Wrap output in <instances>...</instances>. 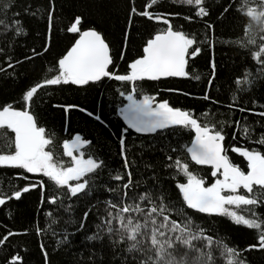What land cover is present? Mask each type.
I'll return each instance as SVG.
<instances>
[{
  "label": "trees",
  "instance_id": "obj_1",
  "mask_svg": "<svg viewBox=\"0 0 264 264\" xmlns=\"http://www.w3.org/2000/svg\"><path fill=\"white\" fill-rule=\"evenodd\" d=\"M5 2L10 3L11 8L0 10V69H4L0 71V107L10 104L21 109L22 92L55 74L56 61L77 37L76 33L67 31L77 16L81 18L78 25L81 31L93 29L102 35L114 61L109 69L118 74L126 73L127 64L142 56L146 39L166 27L145 17L128 19L133 6L142 11L149 0H0V8ZM238 2L203 0L209 13L205 17H196L191 6L175 0H158L153 4L150 11L165 14L174 30L195 38L193 48L199 47L201 51L196 56H188L186 75L181 79L137 82L134 97L139 99L141 95H149L157 102L168 101L170 106L186 110L200 123L210 126L221 127L223 121L226 154L230 162L246 172V161L232 153L231 147L243 146L264 152V146L252 142L264 135V117L253 114L264 111V69L252 60L249 51L252 46L240 47L236 43L244 38V25L248 23L246 17L235 10ZM230 5L231 10L221 15ZM185 16L191 19L186 20ZM16 20L24 29L20 35L15 34L13 22ZM208 23L213 24V30L207 29ZM252 27L256 34V25ZM9 64L12 66L8 67ZM49 69L53 71L49 72ZM245 73L252 83L242 85L243 90H240L234 81L243 78ZM129 90L128 85L107 77L84 86L61 84L38 89L30 111L52 138V144L46 150L67 161L61 144L78 134L90 141V145L82 149L84 158L91 154L104 161V166L89 177L88 186L78 196L57 199L52 204L48 200L62 195L66 189H58L46 177L0 167V194L10 197L14 190L37 181L44 185L43 192L38 185L30 187L19 199H7L0 205V237L7 232L16 233L0 245V264H6L11 255H19L22 264H45V259L47 264H125L126 259L128 264H133L131 257L123 254L122 246L113 248L107 240L101 245L86 239L97 231L105 213L104 201L115 198V193L106 190L118 183L111 179V174L118 171L125 181L128 179L124 172L125 161L120 156L122 134L131 173L130 198L138 192L162 189L165 199L180 207L175 183L184 182V177L175 175L173 178L175 170L166 167L169 163L166 156H171L173 161L180 158L186 162L191 172L204 179L205 186L212 182L210 169L195 165L184 151L183 146L191 143L190 130L177 127L141 135L127 128L118 110L127 103L120 93L127 94ZM205 92L210 96L209 100L202 98ZM230 103L236 107L228 108ZM61 105L75 107L65 113L63 107H59ZM239 108L246 111L242 113ZM206 112L208 116L203 115ZM236 121H239V128ZM245 126L251 135L242 138L240 129ZM4 131L0 130V149L6 152ZM234 210L248 215L244 206ZM185 211L206 235L235 248L240 253L238 259L244 264H264V251H244L256 242L255 230L237 226L226 216ZM255 211L264 220V205L256 207ZM86 212L88 216L83 219ZM172 218L183 219L177 213ZM58 240L63 242L57 243ZM196 243L202 246L201 242ZM212 250L215 264H226L215 245Z\"/></svg>",
  "mask_w": 264,
  "mask_h": 264
},
{
  "label": "snow or ice",
  "instance_id": "obj_2",
  "mask_svg": "<svg viewBox=\"0 0 264 264\" xmlns=\"http://www.w3.org/2000/svg\"><path fill=\"white\" fill-rule=\"evenodd\" d=\"M157 2L158 0H149L142 11H138L133 6L128 13L129 20L140 16L166 27L146 39L142 46L143 55L129 62L124 74L109 69V65L114 61L110 55L109 45L102 35L93 29L81 31L78 28L81 18L79 16L75 18L67 31L76 33L77 37L56 61L55 74L22 92L21 109H16L10 104L0 107V130H5L3 135L6 140L5 147L8 148L6 152L0 149V167L21 169L24 173L46 177L58 189H66L62 195L50 198L48 200L50 204L55 203L57 199L78 196L88 186L89 177L104 166V161L91 154L84 158L85 153L82 149L88 147L90 141L78 134L71 140L65 139L61 144L63 156L68 158L67 161L60 160L52 151L46 150L52 144V138L47 134V130L38 124L36 117L30 111L34 95L38 89L45 86L61 84L84 86L90 82L100 81L103 77L124 83L130 90L127 94L120 93L127 103L118 112L127 128L140 134L157 133L177 127L190 130L191 143L183 146L184 151L195 165L208 166L213 180L205 186L204 179L191 172L186 162L180 158L173 161L171 156H166L169 161L166 167L175 170L173 178L175 175L184 177V182L175 183L180 207L166 200L162 189L138 192L136 196L130 198L131 173L122 134L120 156L125 161L124 172L128 174V179L125 181L118 171L111 174V179L118 183L115 187L108 186L106 190L110 194L115 193V198L104 201L105 213L100 218L97 231L88 235L86 239L90 242H99L101 245L107 240L113 248L122 246L123 254L131 257L133 264H215L212 250L214 245L219 249L226 264H244L243 260L238 259L240 253L235 248L206 235L205 230L195 225L192 217L188 216L185 210L207 216H226L237 226L255 230L256 242L244 251H264V220L255 211L256 207L264 205V152L255 148L232 146L231 152L246 161L247 171L244 172L230 162L226 154L223 145L225 140L223 121L220 122L221 127L210 126L209 123H200L188 111L170 106L168 101L157 102L155 97L149 95H141L139 99L134 97L137 82L185 76L186 57L196 56L201 51L199 47L193 48L196 43L195 38L174 30L165 14L150 11L151 6ZM175 2L191 6L196 17L209 15L203 6V0H175ZM10 8L11 4L5 2L0 10ZM230 10L231 5L224 8L221 15ZM235 10L248 21L243 29L244 38L236 43L240 47L252 46L249 49L252 60L258 62L264 69V0H239ZM48 15L51 19L52 13L49 12ZM184 18L191 19L190 16ZM13 23L16 25L15 34H22L24 29L20 21L16 20ZM253 25H256V34H253ZM206 27L208 30L214 28L211 23ZM127 35L126 32L125 36ZM47 47L48 45L45 44V50ZM52 71L53 69H49V72ZM234 83L238 89L243 90L241 86L250 85L252 81L245 73L243 78L238 77ZM202 98L209 100L210 96L205 92ZM232 100L235 101L236 97L233 96ZM212 102L217 103V101ZM59 107H63L67 113L69 108L75 105ZM227 107L231 109L236 105L230 103ZM238 110L242 113L246 111L245 108ZM253 114L264 117V111ZM203 115L208 116L209 113ZM235 123L239 128V121ZM240 133L242 138L251 135L246 126L240 129ZM252 142L264 146V135ZM37 185L43 192L44 185L37 181L36 184L14 190L10 197L0 194V205L5 204L7 199H19L21 193H26L30 187ZM241 206H244L248 215L234 210L240 209ZM174 213L183 219H173ZM87 216L88 213H84L83 219ZM83 219L80 222L81 227H83ZM13 235L16 233L7 232L0 237V245H4ZM197 241L201 242L202 246H197ZM62 242L57 241V243ZM41 251H44L43 247ZM6 264H22V258L19 255H11ZM45 264H47L46 259ZM125 264H128L127 259Z\"/></svg>",
  "mask_w": 264,
  "mask_h": 264
},
{
  "label": "water",
  "instance_id": "obj_3",
  "mask_svg": "<svg viewBox=\"0 0 264 264\" xmlns=\"http://www.w3.org/2000/svg\"><path fill=\"white\" fill-rule=\"evenodd\" d=\"M72 34H75V33H72ZM142 55H143V53H142ZM187 58H188V56L186 57V63H185V72H186V67H187ZM183 77V76H182ZM182 77H163V78H160L159 80H168V79H174V80H179V79H181ZM103 78H105V77H103ZM102 78V79H103ZM101 79V80H102ZM100 80V81H101ZM100 81H97V82H100ZM97 82H95V83H97ZM91 83V82H90ZM127 126V125H126ZM129 129V128H128ZM129 130H131V131H133L132 129H129ZM133 132H135V131H133ZM136 133V132H135ZM137 134H140V133H137ZM152 134H155V133H151V134H141V135H152ZM198 166V165H197ZM198 167H203V168H208V169H210L208 166H198ZM70 183H72V182H70Z\"/></svg>",
  "mask_w": 264,
  "mask_h": 264
}]
</instances>
